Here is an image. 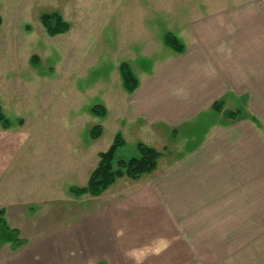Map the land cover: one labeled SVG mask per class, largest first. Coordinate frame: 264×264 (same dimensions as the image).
I'll return each instance as SVG.
<instances>
[{"label":"rangeland","instance_id":"374dc122","mask_svg":"<svg viewBox=\"0 0 264 264\" xmlns=\"http://www.w3.org/2000/svg\"><path fill=\"white\" fill-rule=\"evenodd\" d=\"M157 1L171 10L192 0ZM154 2L0 0V95L11 119L0 146V201L12 200L15 209L6 214L5 206L0 208L6 225L24 241L12 249L11 242L0 240V264H144L159 253L163 245L155 247L158 242L124 246L129 231L122 221L115 226L107 220L105 196L109 189L123 190L119 178L96 196L70 191L85 185L98 152L116 133L124 143L115 159L138 156L137 142L150 146L149 132L130 126L116 99L129 94L122 86L121 62L138 79L140 69L148 70L165 56L158 45L168 51L163 36L173 34V19L166 12L156 16L150 8ZM49 12L68 22L66 32H46L39 16ZM95 104L105 108L103 116L91 112ZM94 125L101 126V133L91 139ZM259 190L261 215L264 189ZM194 241L200 250L179 264H264L262 220L259 235L199 236Z\"/></svg>","mask_w":264,"mask_h":264},{"label":"crops","instance_id":"0c3cea01","mask_svg":"<svg viewBox=\"0 0 264 264\" xmlns=\"http://www.w3.org/2000/svg\"><path fill=\"white\" fill-rule=\"evenodd\" d=\"M156 2L151 10L173 19L184 48L158 45L165 56L140 69L136 88L116 100L160 156L153 171L117 179L123 190L109 189L105 200L107 220L129 231L124 246L163 245L144 264H179L200 250L194 237L259 235L264 221V4L192 0L167 10ZM0 107L6 116L1 95ZM225 110L239 113L231 119ZM3 135L0 127V146ZM11 203L0 201L6 214Z\"/></svg>","mask_w":264,"mask_h":264},{"label":"trees","instance_id":"16d2710c","mask_svg":"<svg viewBox=\"0 0 264 264\" xmlns=\"http://www.w3.org/2000/svg\"><path fill=\"white\" fill-rule=\"evenodd\" d=\"M39 20L49 35L64 33L69 28L68 22L63 20L61 15L57 12L42 13L39 16ZM163 42L174 52H182L184 48L178 38L170 32L164 34ZM119 72L123 88L127 92L134 90L138 81L128 63L121 62L119 65ZM220 107L221 101H216L212 105L213 109H219ZM91 112L95 115L103 116L105 114V108L101 104H95L91 107ZM238 113V110L223 111V115L231 119L236 118ZM9 125L10 121L2 113L0 107V126L8 127ZM100 133L101 126L94 125L89 131V136L91 139H95ZM123 143L124 140L121 134L116 133L110 145L105 150L98 152L97 162L90 171L85 185L75 188L71 187L70 191L76 195L87 193L96 196L104 191L117 178L127 177L134 180L154 170L158 157L160 156V152L157 149L143 142H137L136 149L138 151V156L115 159V153L118 147ZM3 215L4 210L0 208V240L11 242L12 249H16L22 245L24 241L18 236V231L15 228H10L6 225Z\"/></svg>","mask_w":264,"mask_h":264}]
</instances>
